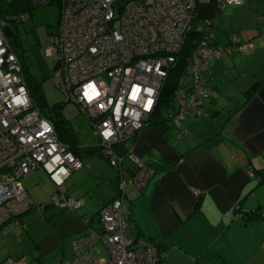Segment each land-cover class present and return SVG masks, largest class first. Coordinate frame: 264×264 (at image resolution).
I'll list each match as a JSON object with an SVG mask.
<instances>
[{
    "label": "built area",
    "instance_id": "2783aa9c",
    "mask_svg": "<svg viewBox=\"0 0 264 264\" xmlns=\"http://www.w3.org/2000/svg\"><path fill=\"white\" fill-rule=\"evenodd\" d=\"M54 1L58 17L48 38L53 49L51 78L63 93L62 101H75L86 114L98 152L112 167L117 169L124 155L137 162L131 175L136 186L153 168L131 152L119 153L116 146L133 137L163 107L159 93L178 63L192 19L199 17L197 5L212 3V11L199 17L206 27H195L197 39L177 66L171 106L163 107L165 116L183 119L191 111L206 115L203 101L208 89L202 66L224 51H246L253 46L236 33L218 43L209 28L223 5L243 0ZM28 13L17 11L11 19L21 22ZM4 25L0 17V231L16 223L17 216L29 208L31 201L20 179L35 168L53 183L50 203L73 210L82 204L81 198L66 193L63 184L69 171L81 166L79 156L59 139L52 122L34 104ZM114 185L115 195L97 211V227L85 225L86 231L71 240L72 255L51 264H159L160 252L155 246L127 233L121 212L126 181L118 172ZM96 242L105 248L103 260L89 251Z\"/></svg>",
    "mask_w": 264,
    "mask_h": 264
},
{
    "label": "crops",
    "instance_id": "0c3cea01",
    "mask_svg": "<svg viewBox=\"0 0 264 264\" xmlns=\"http://www.w3.org/2000/svg\"><path fill=\"white\" fill-rule=\"evenodd\" d=\"M210 30L218 43L236 33L253 46L224 51L202 66L206 115L191 111L181 121L146 122L121 142L120 149L153 168L145 181H131L137 162L127 155L115 169L104 161H83L78 151L81 166L65 179L73 171L97 177L92 193L98 210L115 195L121 174L127 233L155 246L159 264H240L245 258L264 264V0L223 5ZM87 224L97 227V215L86 223L72 218L68 230L77 237ZM241 242L251 245L241 250Z\"/></svg>",
    "mask_w": 264,
    "mask_h": 264
},
{
    "label": "rangeland",
    "instance_id": "374dc122",
    "mask_svg": "<svg viewBox=\"0 0 264 264\" xmlns=\"http://www.w3.org/2000/svg\"><path fill=\"white\" fill-rule=\"evenodd\" d=\"M28 11V17L19 22L16 27H12V33L8 38L16 41L17 48L29 56L31 60L29 70L40 79L39 90L43 101L40 108L46 113L53 104L61 102L63 98V93L51 78L53 49L48 40L55 29L58 5L54 0L37 4L30 2ZM199 25L206 27L202 19L194 17L190 27L195 28ZM33 51L38 54L40 65L36 64ZM43 70H46V74H43ZM175 106L176 103L172 102V107ZM60 111L68 120L70 129L80 144L87 146L97 142L93 127L78 103L66 100L61 103ZM173 119L182 120L178 117L168 120L172 122ZM78 153L83 161L86 158H92L96 161H104L107 166H110L105 157H101L96 152L85 153L79 149ZM83 169H88V164L85 162H83ZM76 173L73 171L63 181L65 189L67 188L76 197L84 199L83 205L74 210L50 203L54 186L40 169H35L32 174L21 177L20 180L31 203L27 210L17 216L16 223L0 231V264H11L12 260H23V264H51L72 255L70 243L76 234L68 230V226L72 218L77 219L79 216L83 220L90 218L92 222L95 221L98 211L95 203L98 197L92 191L96 189V183H100L93 174ZM250 245L248 242H241L236 246L245 250ZM89 251L92 255L100 257V260H103L105 256V248L100 242L90 246ZM240 264H248V261L246 258L241 259Z\"/></svg>",
    "mask_w": 264,
    "mask_h": 264
},
{
    "label": "trees",
    "instance_id": "16d2710c",
    "mask_svg": "<svg viewBox=\"0 0 264 264\" xmlns=\"http://www.w3.org/2000/svg\"><path fill=\"white\" fill-rule=\"evenodd\" d=\"M30 5L29 0H0V17L3 18L5 25L11 30L12 33V27H16V25L19 22H14L11 19V15L13 13H16L17 11L21 10H28V7ZM212 11V3H207V4H198L197 5V15L199 17H203L204 15L210 14ZM198 36V31L196 28H190L187 32V35L185 37L183 47L179 52V59L178 63L176 66H174L173 69L169 71L168 76L166 77V81L163 84V87L160 90L159 93V102L163 107L166 106H171L170 102V93L172 91V87L175 83V76L177 74L178 70V65L181 64L182 59L184 56L191 50L192 46L194 45V41L197 39ZM214 38V37H213ZM9 42L11 44L12 49L17 55V58L19 59V62L21 64L22 68V73L25 78L26 86L28 89V92L36 106L39 107V109L42 111L40 106L42 105V95L39 90V85H40V79L36 76H34L31 71L29 70V64L31 60L29 59V56L19 50L17 48V42L14 41L13 39H9ZM215 41V39H213ZM35 50V49H33ZM34 52V58L36 61V64L40 65L41 62L38 58V54L36 51ZM49 73V70L47 71ZM43 74H46V70H43ZM254 86V84L251 85V88ZM208 89V88H207ZM250 89V88H249ZM167 99V100H166ZM61 102H57L51 106V109L48 110V112H43L47 118L52 122V124L55 127L57 136L59 137L60 140L64 141L68 147H70L75 153L81 149L85 153H92L96 152L99 155H101L98 152V143L96 142L95 144L92 145H87L83 146L80 144L76 138L75 135L72 133L70 129V125L68 124V120L65 119L60 111L61 107ZM163 107L157 109L155 113L150 117V119L147 122L151 123H156L162 125L165 120L169 119L167 116L164 114ZM121 146H118L117 149L119 153L123 154L125 151L124 149H120ZM102 156V155H101ZM104 157V156H103ZM260 179V178H259Z\"/></svg>",
    "mask_w": 264,
    "mask_h": 264
},
{
    "label": "water",
    "instance_id": "95a60500",
    "mask_svg": "<svg viewBox=\"0 0 264 264\" xmlns=\"http://www.w3.org/2000/svg\"><path fill=\"white\" fill-rule=\"evenodd\" d=\"M3 32L6 36L11 35V30L6 25L3 26Z\"/></svg>",
    "mask_w": 264,
    "mask_h": 264
}]
</instances>
